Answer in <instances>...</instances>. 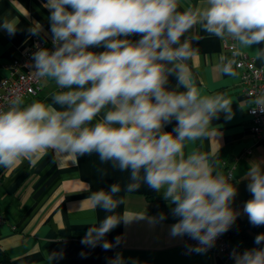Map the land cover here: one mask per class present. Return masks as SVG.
Masks as SVG:
<instances>
[{
	"label": "clouds",
	"instance_id": "clouds-1",
	"mask_svg": "<svg viewBox=\"0 0 264 264\" xmlns=\"http://www.w3.org/2000/svg\"><path fill=\"white\" fill-rule=\"evenodd\" d=\"M206 4L180 12L179 0H47L44 7L49 10L56 50L35 53V71L37 77L54 78L60 89H68L53 95L63 110L38 100L21 108L19 95L11 99L8 110H0V165L8 168L25 160L35 164L50 149L78 157L95 152L101 163L113 161V167L121 171L131 168L136 183L126 186L128 192L139 188L143 168L145 182L157 191L167 185L165 199L170 197L176 205L173 214L180 219L171 234L197 240L196 252L211 247L236 219L237 213L230 208L236 189L219 173L213 176L205 155L193 153L185 159L183 147L186 139L202 137L219 111L231 119V102L221 96H200L183 63L195 54L190 43L171 45L197 23L211 34L230 36L249 48L264 43V0H206ZM17 23L15 18L0 20V31L15 35ZM29 32L35 35L38 29ZM131 35L140 39L133 43L120 38ZM92 47L105 50L95 53L88 50ZM159 61L175 63L166 69ZM224 71L234 75L230 63ZM172 73L187 91L165 88ZM257 103L264 111V100ZM107 105L112 110L92 126L90 122ZM173 120L172 132L163 131ZM246 176L252 195L243 211L250 224L261 227L264 168L252 163ZM120 191L114 183L108 191L93 192L89 199L94 208L115 213L124 203L123 198L114 199ZM143 218L144 214L128 211L109 215L99 227H90L81 243L95 247L121 222ZM121 241L122 237L115 238L116 245ZM254 242L264 243V233ZM101 247L110 250L113 244L104 240ZM234 259L235 264H264V247L234 254ZM109 264L124 261L118 253Z\"/></svg>",
	"mask_w": 264,
	"mask_h": 264
},
{
	"label": "crops",
	"instance_id": "crops-1",
	"mask_svg": "<svg viewBox=\"0 0 264 264\" xmlns=\"http://www.w3.org/2000/svg\"><path fill=\"white\" fill-rule=\"evenodd\" d=\"M46 2L0 0V20L15 18L18 21L15 35L0 31V80L8 77L9 63L28 48L33 36L47 38L52 33L49 10L44 7ZM197 6L207 7L206 0H179L177 11ZM33 27L38 29V34L29 32ZM226 37L232 38L227 35L218 37L205 31L202 23H197L171 47L178 48L186 40L190 43L195 54L183 63L190 69L200 96H221L231 102V119L226 118L227 112L219 111L211 118L202 137L184 141L183 153L185 159L193 153L205 155L213 168V176L219 173L225 177L231 170L229 183L236 189L232 200L234 211L239 218H246L243 209L250 182L246 173L252 163H260L264 168V141H259L249 131L248 100L240 91L238 74L229 53L222 46L221 41ZM120 38L135 43L140 36ZM232 39L238 49L255 57L256 64L264 69V43L249 48ZM88 50L99 53L105 49L92 47ZM159 62L166 69L173 68L175 63ZM229 63L234 75L224 71ZM165 88L187 91L184 86H178L175 73L168 75ZM67 90L60 89L54 78L41 77L39 92L24 98L20 107L26 108L38 100L63 110L54 102L53 95ZM112 107L105 106L90 124L94 126L100 122ZM175 126L173 120L162 130L172 132ZM113 163H101L95 152L78 157L50 149L35 164L25 160L8 168L0 165V213L5 217V223L0 225V264H109L118 253L124 264H133V261L135 264H233L211 250L187 253L186 234H171L172 226L180 218L173 214L176 205L171 198L165 199L167 185L159 191L152 189L145 182V170L141 168L139 188L128 192L126 186L136 183L131 179V168L121 171L114 168ZM114 183L121 187L114 199L123 198L124 203L115 213L94 208L90 195L101 189L108 191ZM125 211L144 214V218L121 222L95 247L81 243L90 227H99L107 216ZM161 215L162 220L159 219ZM151 218H155L152 223L149 222ZM117 236L122 237L119 245L115 244ZM104 240L113 244L110 250L101 247ZM53 253L56 255L48 260L47 256Z\"/></svg>",
	"mask_w": 264,
	"mask_h": 264
},
{
	"label": "built area",
	"instance_id": "built-area-1",
	"mask_svg": "<svg viewBox=\"0 0 264 264\" xmlns=\"http://www.w3.org/2000/svg\"><path fill=\"white\" fill-rule=\"evenodd\" d=\"M221 43L229 53L231 63L238 74L240 91L248 100L249 131L259 141H264V111L261 110V106L257 103L258 100H264V69L256 64L255 57H250L238 49L232 38L226 37ZM41 49H47L50 54L56 50L52 33L47 38L33 36L28 48L11 60L7 67L9 70L8 77L0 80V110H8L10 100L15 98L16 95H19L23 100L39 92L41 77L36 76L34 55ZM262 57H264V50ZM230 171L224 177L228 183L231 178ZM3 216L0 213V225L5 223V217ZM185 245L187 253H192L199 246V242L186 235ZM205 250L221 254L235 264L234 254H242L245 250L250 249L230 244L229 235L224 232L218 235L212 246L207 247Z\"/></svg>",
	"mask_w": 264,
	"mask_h": 264
},
{
	"label": "trees",
	"instance_id": "trees-1",
	"mask_svg": "<svg viewBox=\"0 0 264 264\" xmlns=\"http://www.w3.org/2000/svg\"><path fill=\"white\" fill-rule=\"evenodd\" d=\"M263 142V141H261ZM251 193L248 192L247 201L251 199ZM234 203L231 202L230 208L234 211ZM235 213V211H234ZM226 233L229 235V242L232 245H240L250 250L253 248H262L264 243L255 244V238L258 234L264 233V226L255 227L250 224L248 216L246 218H239L236 216L235 221L229 226Z\"/></svg>",
	"mask_w": 264,
	"mask_h": 264
}]
</instances>
